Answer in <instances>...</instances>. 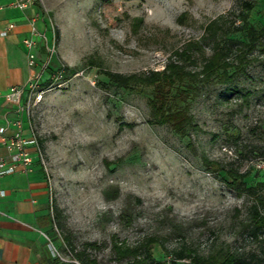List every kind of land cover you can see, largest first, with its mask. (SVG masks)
Returning a JSON list of instances; mask_svg holds the SVG:
<instances>
[{
    "label": "rangeland",
    "instance_id": "374dc122",
    "mask_svg": "<svg viewBox=\"0 0 264 264\" xmlns=\"http://www.w3.org/2000/svg\"><path fill=\"white\" fill-rule=\"evenodd\" d=\"M32 1L52 42L41 81L60 72L64 83L46 82L30 114L50 188L49 259L131 264L114 246L147 244L149 264H170L179 250L264 264V231L255 233L250 213L255 200L226 184L229 171L245 174L248 187L264 182V46L232 52L230 80L220 71L173 88L171 109L186 110L197 126L184 137L147 123L151 88L124 89L104 75L160 71L192 42H199L193 62H182L199 72L211 54L205 26L221 18L227 38L245 43L234 29L243 16L264 29V0Z\"/></svg>",
    "mask_w": 264,
    "mask_h": 264
},
{
    "label": "crops",
    "instance_id": "0c3cea01",
    "mask_svg": "<svg viewBox=\"0 0 264 264\" xmlns=\"http://www.w3.org/2000/svg\"><path fill=\"white\" fill-rule=\"evenodd\" d=\"M16 2L0 0L1 94L39 74L46 63L43 56L51 52L52 46L47 38V22L36 5L32 2L19 10L15 7ZM24 40L34 42L30 51L38 56L34 69L27 66L29 51ZM15 109L0 96V129L5 139H0V157L7 161L15 152L7 148V141L16 131L11 125L16 119ZM24 116L21 117L22 137L35 139L27 117L28 126H23ZM26 153L31 159L26 169L20 166L12 175L0 178V189L6 193L0 199V264H48L51 261L46 242L52 224L49 182L39 164L37 145L27 146ZM35 154H38L37 160Z\"/></svg>",
    "mask_w": 264,
    "mask_h": 264
},
{
    "label": "trees",
    "instance_id": "16d2710c",
    "mask_svg": "<svg viewBox=\"0 0 264 264\" xmlns=\"http://www.w3.org/2000/svg\"><path fill=\"white\" fill-rule=\"evenodd\" d=\"M252 6L247 4L245 11H250ZM221 18L209 22L205 28V39L211 43V54L204 58L199 72H190L182 61L193 62L192 53L194 49L199 48V42H192L185 45L180 52H175L176 60L172 58L165 64L160 71H149L138 75L124 76L120 74L104 73L108 80L117 86L129 89L132 86H142L152 89L151 98L148 101L149 119L147 123L151 126H169L176 134L184 137L189 131L193 132L197 126L193 122L191 115L186 110H172L171 102L173 97L172 90L177 84H182L185 81L198 80L207 82L212 77L221 71V75L228 80V73L234 68L233 63L229 61V55L232 52L241 51L242 48L253 50L258 46H264V29H256L248 24L246 16L241 18L240 26H237L234 31L244 32L246 42H239L227 38V32L219 28ZM229 180L226 182L234 191L239 194H244L252 197L255 202L250 208L252 221L255 226V233L264 231V214L260 215L258 207L264 209V199L259 196V190L264 188V182L258 183L254 187H248L244 182L246 175L238 174L233 171L226 172ZM255 235V234H254ZM151 240L150 243H154ZM150 245L144 244L136 248H121L114 246V252L121 258L132 259L131 264H149L151 255L149 254ZM145 256L141 257V254ZM173 260L170 264H177L176 261L190 259L193 264H246L240 261L238 256L226 254L225 256L217 257L208 255L206 257L199 256L194 252L185 253L184 250L174 251ZM48 264H58L56 259L51 260ZM72 264V263H61Z\"/></svg>",
    "mask_w": 264,
    "mask_h": 264
},
{
    "label": "built area",
    "instance_id": "2783aa9c",
    "mask_svg": "<svg viewBox=\"0 0 264 264\" xmlns=\"http://www.w3.org/2000/svg\"><path fill=\"white\" fill-rule=\"evenodd\" d=\"M32 2V0H17L15 7L19 10H23L28 6V4H31ZM9 28H12V25H10ZM23 43L29 51L27 56V66L31 69H34L37 67L36 57L30 52L34 47V42L32 40H24ZM48 69L49 65L46 62L43 64L41 72L30 77L25 82V84L21 86L10 87L3 94L0 93V96L7 104L14 105L16 107V119L11 122V125L16 129V131L7 141V148L9 150H14L15 152L11 156L10 161L0 157V178L12 175L20 166L26 169L31 164V159L26 153V147L37 144L34 138L26 140L22 137L21 117L22 115H25L28 120H30V114L32 110L43 101L45 94L48 92V86L44 87L46 82L50 81V86H56L58 88L63 87L64 84L63 82L58 81V79L61 78L60 72L55 76L53 75V77L51 76V78H49L47 81L42 82V73L44 71H48ZM2 134L3 131L0 129V139L5 141ZM5 194V191L0 189V199L4 198ZM51 253L55 254L53 248L51 249Z\"/></svg>",
    "mask_w": 264,
    "mask_h": 264
}]
</instances>
